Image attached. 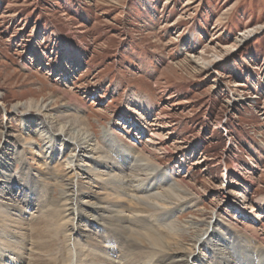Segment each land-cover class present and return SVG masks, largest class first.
<instances>
[{"label": "rangeland", "instance_id": "374dc122", "mask_svg": "<svg viewBox=\"0 0 264 264\" xmlns=\"http://www.w3.org/2000/svg\"><path fill=\"white\" fill-rule=\"evenodd\" d=\"M30 99L59 101V116L68 103L98 141L106 135L133 159L173 169L172 184L184 179L195 195L175 219L181 226L222 220L247 238L255 231L264 249V0H0V133H22L13 107ZM26 160L33 175L42 171ZM83 171L77 183L87 182ZM20 172L15 164L11 182ZM10 188L0 208L15 214L10 198L21 200L24 187ZM37 204L17 210L29 221L51 208ZM21 231L0 222V258L32 259L22 238L7 240ZM72 243L60 248L77 264Z\"/></svg>", "mask_w": 264, "mask_h": 264}, {"label": "bare ground", "instance_id": "6f19581e", "mask_svg": "<svg viewBox=\"0 0 264 264\" xmlns=\"http://www.w3.org/2000/svg\"><path fill=\"white\" fill-rule=\"evenodd\" d=\"M69 98L71 102L78 100L75 96ZM57 102L30 99L18 103L13 110L21 117L22 133L16 136L7 128L0 133L6 139L0 148V198L11 196L10 186L24 187L21 200L10 198L15 214L0 208V222L19 225L23 237L11 234L7 240L10 243L22 238L24 243L20 245L30 250L32 258L16 253L15 260L2 256L0 264H74L73 251L63 256L60 247L70 248L76 241L73 249L77 264H264V249L259 247L252 229L247 231L255 238L236 233L237 228L222 220L214 223V218L209 223L191 221L182 226L175 222L180 209L195 202L188 183L181 179L172 184L173 169L159 171L149 158L133 159L128 150L106 135L98 141L85 120L73 116L76 109H67L68 103L58 110L60 116L53 114L51 107ZM38 142L43 147L32 146ZM11 143L18 146L10 148ZM67 154L71 161L61 162ZM29 155L41 162L42 171L34 170L35 175L27 164ZM15 164L21 165L20 178L11 182L15 181L10 174ZM82 169L87 182L77 183ZM100 184L111 193L95 189L94 185ZM55 190L58 198L52 196ZM44 200L51 208L36 219L28 221L17 210H29L32 202L42 207ZM235 243L244 248L240 259L236 256L241 249L231 248ZM10 245L7 252L15 254ZM197 250L201 253L193 258ZM227 251L235 257L233 261L226 256Z\"/></svg>", "mask_w": 264, "mask_h": 264}]
</instances>
